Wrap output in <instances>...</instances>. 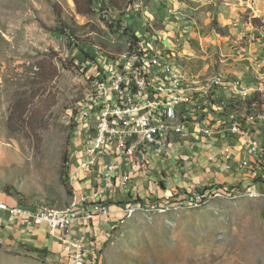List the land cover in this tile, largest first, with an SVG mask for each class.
Instances as JSON below:
<instances>
[{
	"label": "rangeland",
	"instance_id": "obj_1",
	"mask_svg": "<svg viewBox=\"0 0 264 264\" xmlns=\"http://www.w3.org/2000/svg\"><path fill=\"white\" fill-rule=\"evenodd\" d=\"M145 31L188 70L264 72V0H0L1 188L29 207L70 205L96 59ZM232 191L137 213L117 225L101 264H264V195ZM33 249L0 245V264H52Z\"/></svg>",
	"mask_w": 264,
	"mask_h": 264
},
{
	"label": "built area",
	"instance_id": "obj_2",
	"mask_svg": "<svg viewBox=\"0 0 264 264\" xmlns=\"http://www.w3.org/2000/svg\"><path fill=\"white\" fill-rule=\"evenodd\" d=\"M149 35L138 32V40L131 41L123 52L96 59L93 97L86 104L83 125H76L84 143L77 168L95 172L91 203L107 217L111 196L127 190L135 166L146 168L152 154L166 160L176 158L183 166V153L189 152L192 138H204L213 147L218 140L245 142L254 161L235 159L228 143L212 151L208 160L214 164L220 158L229 169L238 164L236 169L243 172L254 164L256 177L264 182V140L260 136L264 127V72L256 69L251 83L235 75L201 76L175 59L174 52L151 46ZM232 192L212 185L174 197L129 200L115 228L142 211L199 207ZM240 192L243 190L235 194ZM244 192L250 197L264 195V189L253 186ZM88 199L74 193L66 208L48 203L11 207L3 202L0 208L29 216L37 224L46 223L54 233L67 231L78 219L91 220L95 212L85 209ZM67 248L72 264H87L84 244L67 241Z\"/></svg>",
	"mask_w": 264,
	"mask_h": 264
},
{
	"label": "crops",
	"instance_id": "obj_3",
	"mask_svg": "<svg viewBox=\"0 0 264 264\" xmlns=\"http://www.w3.org/2000/svg\"><path fill=\"white\" fill-rule=\"evenodd\" d=\"M251 53L247 54L249 56ZM247 56H243L245 59ZM244 59L245 62H247ZM183 64L184 62L181 61ZM248 63V62H247ZM185 65V64H184ZM186 66V65H185ZM187 67V66H186ZM188 69V67H187ZM195 74L197 72L190 69ZM242 77L247 83H251V76L244 68ZM264 107V102H263ZM260 136L264 140V127L260 128ZM190 150L183 153L185 159L183 166L178 165L176 158L163 159L152 154L146 168L135 166L134 174L124 193H115L109 201V216L99 212L92 201V182L96 178L93 171L84 172L77 168L78 162L83 155V146H79L72 153L71 160H77L72 164V183L74 192L79 196L86 195L89 199L85 209H92L95 214L91 220L84 218L73 222L68 230H56L52 233L46 223L37 224L33 218L14 214L9 209L0 208V245L13 248H36L49 259L52 264H72V254L67 248V241H78L86 247L87 264H101L103 252L106 245L111 242L115 233V226L123 216L124 203L129 200L150 201L158 198L178 196L184 193L206 188L212 185L225 186L232 190H246L253 186L264 189V182H261L255 175V168L249 167L246 171H239L235 168L229 169L220 158L216 163L209 162L208 157L212 151L218 150L224 144L233 146V154L237 160L254 161V158L245 142L238 139L218 140L214 147L204 138H192ZM184 151V150H183ZM7 203L9 206L22 205L17 198L5 188L0 187V203Z\"/></svg>",
	"mask_w": 264,
	"mask_h": 264
},
{
	"label": "trees",
	"instance_id": "obj_4",
	"mask_svg": "<svg viewBox=\"0 0 264 264\" xmlns=\"http://www.w3.org/2000/svg\"><path fill=\"white\" fill-rule=\"evenodd\" d=\"M90 1H93V2H96V3H101L102 2V0H90ZM57 8V7H56ZM80 11V10H79ZM84 12V11H83ZM59 15V17H62V14H58ZM67 27H65V29H63V28H60V30L61 31H63L64 33H67V34H71L72 35V29L68 26V25H66ZM132 36V40L131 41H135V40H138V37L136 36V35H134V34H132L131 35ZM8 191V190H7ZM33 250H35V251H38V252H41V250L40 249H36V248H34Z\"/></svg>",
	"mask_w": 264,
	"mask_h": 264
}]
</instances>
